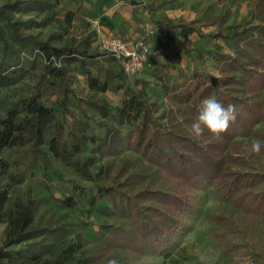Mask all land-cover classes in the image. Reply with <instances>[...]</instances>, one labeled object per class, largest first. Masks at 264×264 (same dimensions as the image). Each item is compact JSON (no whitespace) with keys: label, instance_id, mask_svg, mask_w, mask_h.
I'll return each mask as SVG.
<instances>
[{"label":"rangeland","instance_id":"374dc122","mask_svg":"<svg viewBox=\"0 0 264 264\" xmlns=\"http://www.w3.org/2000/svg\"><path fill=\"white\" fill-rule=\"evenodd\" d=\"M255 1L194 0L190 7L184 8L180 0H161L156 6L148 0H0V9L6 11L16 31L14 34L10 23L0 16V78L6 79L0 86V117L19 101L33 96H39L56 113L55 121L47 128L45 144L39 148L41 154L31 145L0 153V167L6 165L7 174L14 177L10 180L5 175L0 180V189L9 186L10 194L20 197L30 191L40 204L36 223L62 229L47 237L57 254L77 243L80 235L88 254L97 259L95 264H108L112 258L118 264H264V215L235 208L216 183L183 184L124 146L113 156L95 155L91 172L97 173L99 167L105 169L98 184L119 187L127 177L141 175V181L153 189L174 193L188 202L186 209L176 214L181 223L172 235L149 244L136 241V245L126 239L134 233L135 216L113 208V204L119 205L118 193L92 200L97 193L95 183L81 180L47 152V143L57 125L63 127L64 133L73 131L102 139L106 128L115 127L116 109L133 90L144 93L155 106V117L160 118L175 107L164 90L165 85H194L201 78L207 82L205 87H212L214 84L209 80L221 78L217 57L232 56L234 45L207 36L231 35L258 25L253 19ZM127 4L141 6L147 12L137 20L138 40L146 42L151 50L149 62L134 77L123 76L118 64L100 49L101 41L107 37L105 18H114L117 10ZM176 6L183 8L170 13ZM40 43L99 56L78 57L69 65L61 56L47 63ZM47 67L63 69L65 74L55 79L49 76ZM88 74L106 83L108 90L105 93L90 90ZM260 100L264 101V90ZM93 104H106L111 115L101 119ZM120 131L127 135L132 127L125 125ZM254 139L262 142L259 154L249 151ZM235 140L249 166L264 171V122L254 127L251 137ZM91 149L88 144L81 157L89 156ZM137 181L131 178L126 183L130 187ZM132 189L126 188L125 192ZM145 199L146 205L157 206ZM121 201L124 204L123 198ZM11 205L12 200L6 208ZM104 227L110 233L106 245L94 248L101 245L97 237L104 233ZM7 230L8 225L0 223V244ZM27 245L9 249L14 262H20L16 254Z\"/></svg>","mask_w":264,"mask_h":264},{"label":"trees","instance_id":"16d2710c","mask_svg":"<svg viewBox=\"0 0 264 264\" xmlns=\"http://www.w3.org/2000/svg\"><path fill=\"white\" fill-rule=\"evenodd\" d=\"M231 1L236 3L239 0ZM0 16L10 23L4 9H0ZM253 19L258 25L231 35L207 36L233 42L232 56L220 54L217 57L221 78L210 79L209 82L214 84L212 87H205L207 82L201 78L194 85H165L164 90L171 96L170 100L175 106L165 116L155 117L154 104L148 101L144 93L133 90L116 109L115 127L106 128L102 139L73 131L64 133L61 125L55 127V134L47 143V152L54 161L71 169L81 180L95 183L97 193L92 200L118 193L120 202L119 205L113 204V208L136 218L134 233L126 236L129 243L137 245L136 241H142L149 244L172 235L181 223L176 214H181L188 202L174 193L170 195L153 189L149 183L141 181V175L127 177L119 187L98 184L105 169L99 167L97 173L91 172L95 155L113 156L123 146L139 154L157 169H165L183 184L201 181L216 183L226 201L235 208L264 215V171L249 166L247 157L239 151V143L235 140L237 137H251L254 127L264 122V101L260 100L264 90V0L255 1ZM10 27L15 34V25L10 23ZM39 46L47 63H50L51 58L58 59L61 56L67 65L76 62L78 57L95 59L99 56L70 47L54 48L47 43H40ZM47 71L55 79L65 74L63 69L47 67ZM5 80L0 78V86ZM86 80L90 90L99 93L108 90L106 83L99 82L90 74ZM199 91L200 95L196 96ZM213 95L225 107L228 104L235 105L236 119L219 137L206 131L197 139L190 133V125L199 115L202 100ZM93 108L101 119L111 115L106 104H93ZM55 118L54 109L43 104L39 96L19 101L0 117V153L31 145L35 152L41 154L39 148L45 144L47 128ZM164 119L165 124L161 123ZM125 125L132 127L127 135L120 131ZM88 144L92 146L90 155L81 157ZM1 164L4 162L1 161ZM5 175L10 180L14 179L13 175L7 174V166L1 165L0 180ZM131 178L138 181L128 187L126 182ZM135 186L138 187L136 192ZM126 188L133 189L125 192ZM10 192L9 186L0 189V223L8 225L0 244V264H95L97 259L88 254L84 248L87 244L80 235L77 236V243L57 254L55 245L47 237L62 232L61 227L51 229L36 223L40 204L30 191L24 197L14 196ZM143 198H149L158 207L146 205L148 200ZM10 200L12 205L6 208ZM136 201H140V204H136ZM104 229V233L97 237L101 245L94 248L106 245L110 233L107 227ZM24 243L28 245L16 254L20 262H14L9 249Z\"/></svg>","mask_w":264,"mask_h":264},{"label":"clouds","instance_id":"9594fccd","mask_svg":"<svg viewBox=\"0 0 264 264\" xmlns=\"http://www.w3.org/2000/svg\"><path fill=\"white\" fill-rule=\"evenodd\" d=\"M162 58V57H161ZM236 119V107L228 104L225 107L217 98L209 96L202 100L198 117L191 123L189 131L197 139L202 137L205 132L219 137L226 132L232 122ZM262 142L259 139L251 141L249 149L252 154L261 152ZM108 264H118L115 258L108 261Z\"/></svg>","mask_w":264,"mask_h":264},{"label":"built area","instance_id":"2783aa9c","mask_svg":"<svg viewBox=\"0 0 264 264\" xmlns=\"http://www.w3.org/2000/svg\"><path fill=\"white\" fill-rule=\"evenodd\" d=\"M149 34H152V31ZM100 49L118 64L121 73L126 77L136 76L147 65L151 56L150 47L146 42L137 40L130 48L119 37L102 40Z\"/></svg>","mask_w":264,"mask_h":264},{"label":"crops","instance_id":"0c3cea01","mask_svg":"<svg viewBox=\"0 0 264 264\" xmlns=\"http://www.w3.org/2000/svg\"><path fill=\"white\" fill-rule=\"evenodd\" d=\"M193 1L194 0H180V2L184 3V8H187L188 6L190 7L191 2ZM152 2L156 6L159 2H161V0H148V3ZM182 8L183 7L181 6H176L173 9L171 8L169 12L175 14L177 12H180ZM145 9L148 10V8ZM146 14L147 12L141 6H131L130 4L125 5L120 10L118 9L114 18H105L107 36L106 38L119 37L125 43H127L130 48H132L139 37V30L137 29L139 27V23H137V20L138 18L140 19L142 16L145 17ZM171 16L174 17L176 15Z\"/></svg>","mask_w":264,"mask_h":264}]
</instances>
